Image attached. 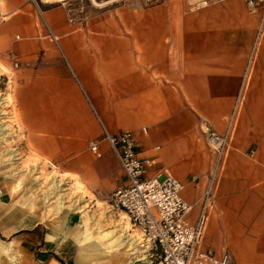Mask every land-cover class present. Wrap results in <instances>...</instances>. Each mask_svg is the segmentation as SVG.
I'll return each instance as SVG.
<instances>
[{"label": "crops", "instance_id": "1", "mask_svg": "<svg viewBox=\"0 0 264 264\" xmlns=\"http://www.w3.org/2000/svg\"><path fill=\"white\" fill-rule=\"evenodd\" d=\"M260 21L244 0H1L0 78L11 66L23 151L107 202L124 176L101 123L130 131L197 208L212 159L206 128L223 134L242 94L204 244L229 249L237 264H264ZM114 228L112 250L143 248H118Z\"/></svg>", "mask_w": 264, "mask_h": 264}, {"label": "rangeland", "instance_id": "2", "mask_svg": "<svg viewBox=\"0 0 264 264\" xmlns=\"http://www.w3.org/2000/svg\"><path fill=\"white\" fill-rule=\"evenodd\" d=\"M3 71L9 75V79L0 78L5 112L2 121L7 128L5 137H0V244L6 251V263L27 256L25 264H159L156 256L141 252L143 248L138 247L132 255L111 249L108 235L115 225L120 226V217L128 223L121 226L133 238H138V231L124 214L110 207L109 197L103 201L75 178L70 181L50 164H42L38 157L23 151L12 67ZM58 176L65 180L60 183L61 190L44 200L43 195L51 192L50 185ZM57 197L64 201L60 209ZM77 198L83 200L73 209ZM112 234H116L115 228Z\"/></svg>", "mask_w": 264, "mask_h": 264}, {"label": "built area", "instance_id": "3", "mask_svg": "<svg viewBox=\"0 0 264 264\" xmlns=\"http://www.w3.org/2000/svg\"><path fill=\"white\" fill-rule=\"evenodd\" d=\"M153 0H145L149 4ZM209 0H200L206 3ZM247 10L260 14L259 32L264 29V0H244ZM254 50L248 57L245 74L253 62ZM245 75V76H246ZM243 95L238 94L226 118L223 134L206 128L207 142L212 153L204 190L197 208L182 195L184 184L164 169L158 160L143 156L135 136L130 131L110 133L101 123L102 140L115 153L124 184L109 196L112 209L124 214L139 235L141 245L159 264H237L229 249L219 252L205 246L204 237L219 178L223 171L230 141L236 128ZM99 141H91L89 148L97 156ZM150 171H152L151 174ZM196 210L194 218L193 211Z\"/></svg>", "mask_w": 264, "mask_h": 264}, {"label": "bare ground", "instance_id": "4", "mask_svg": "<svg viewBox=\"0 0 264 264\" xmlns=\"http://www.w3.org/2000/svg\"><path fill=\"white\" fill-rule=\"evenodd\" d=\"M5 115V112L3 111V99L0 98V137L4 138L7 128L4 126V123L2 121L3 117ZM51 186V192L49 194L43 195L44 200H47L51 195L56 194L58 191H60V183L57 182V178H54V182L50 185ZM58 200V206L59 209L62 208L64 201L61 197H57ZM72 208V207H71ZM116 234L118 235V238L120 239V245L119 248L127 246L128 248H135L137 246V243L139 246L145 248L144 245L140 244V241H136L135 238L129 233V231L126 228L121 229L119 225L115 226ZM139 238V235H138ZM137 238V240H138ZM136 252V251H135ZM6 251L3 250L1 244H0V264H25L24 258L22 261H19L17 259H9L8 263H6V258L4 257ZM20 258V257H19Z\"/></svg>", "mask_w": 264, "mask_h": 264}]
</instances>
